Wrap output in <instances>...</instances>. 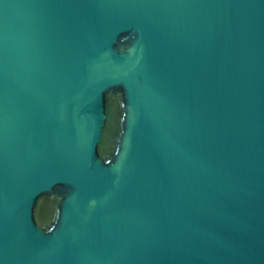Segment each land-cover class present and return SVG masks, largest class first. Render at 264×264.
<instances>
[{
  "label": "water",
  "instance_id": "95a60500",
  "mask_svg": "<svg viewBox=\"0 0 264 264\" xmlns=\"http://www.w3.org/2000/svg\"><path fill=\"white\" fill-rule=\"evenodd\" d=\"M0 264H264V0H0Z\"/></svg>",
  "mask_w": 264,
  "mask_h": 264
}]
</instances>
